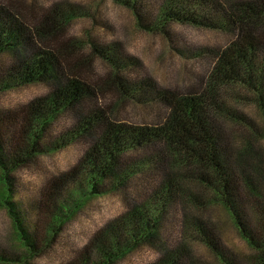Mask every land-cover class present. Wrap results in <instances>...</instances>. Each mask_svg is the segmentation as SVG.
<instances>
[{"label":"trees","instance_id":"trees-1","mask_svg":"<svg viewBox=\"0 0 264 264\" xmlns=\"http://www.w3.org/2000/svg\"><path fill=\"white\" fill-rule=\"evenodd\" d=\"M31 1L26 15L21 6L0 0V92L36 83L50 88L14 113L0 110V183L4 188L0 207L11 216L24 250L13 256L0 252V262L30 264V259L44 254L39 227L28 226L13 201L12 175L38 156L82 140L86 149L76 167L48 195L45 210L53 211L49 216L54 225L40 229L48 239L55 236L56 224L62 229L74 205L125 187L136 170L159 175V185L145 205L96 238L94 250L69 264H114L141 242L159 241L156 233L163 218L174 211L182 196L184 202L205 205L199 196L186 195L177 173L212 192V203L228 214L252 255L242 262L232 259L215 227L200 218L185 221L190 237L204 244L222 264H264V173L254 166L259 177H250L251 143L248 140L236 153L220 125V118L236 123L241 117L219 101L223 88H244L264 117V0H181L164 7L156 27L171 22L213 26L215 21L233 36L226 47L211 55L212 67L201 82L205 86L187 93L125 76L122 67L129 61L117 45L98 47L99 42L90 37V55L81 57L84 44L66 38L65 33L73 12L60 6L36 8L38 0ZM119 1L129 6L127 0ZM133 9L140 20L141 14ZM93 57L103 60L106 75L93 74ZM147 96L167 110L158 123L120 122L107 107L112 100L121 106L129 98L143 101ZM103 100L106 104L101 105ZM68 116L75 121L73 127L58 132L57 122ZM248 125L253 132L250 138L264 139V128ZM68 182L76 184L79 192L72 207L59 196ZM186 252L183 247L166 249L155 264H189Z\"/></svg>","mask_w":264,"mask_h":264},{"label":"rangeland","instance_id":"rangeland-1","mask_svg":"<svg viewBox=\"0 0 264 264\" xmlns=\"http://www.w3.org/2000/svg\"><path fill=\"white\" fill-rule=\"evenodd\" d=\"M8 1L21 6V10L26 15L29 14L31 0ZM175 1L181 2L127 0L129 6H126L119 0H38L36 8L60 6L73 12L65 33L66 38L84 44L81 57L90 55V37L99 42L98 47L117 45L120 54L129 61V65L122 67L125 76L128 75L132 79H149L159 88L187 93L205 86L201 82L207 78L212 67L211 55L226 47L233 36L215 21L213 26L211 23L196 25L192 22H171L162 28L156 27L155 23L164 7ZM133 7L141 14L140 20L136 17ZM102 63V59L93 57L91 67L94 75L104 76L108 73ZM49 91L50 88L43 83L7 89L0 92V110L14 113ZM222 91L219 101L241 117V120L234 123L227 118H220V125L229 136L236 153L242 150L249 140L253 154L248 157L252 167H248L247 171L251 178H258L254 166H260L259 169L264 173V139L260 136L257 139L250 138L253 132L248 122L262 130L264 117L244 88L226 87ZM100 103L104 105L106 101ZM116 103V100H112L107 107L113 110L116 120L124 123L155 124L167 111L160 101L152 96L144 97L143 101L129 98L121 106H115ZM74 122L71 116L63 117L57 122L56 130H70ZM85 149L82 140L69 141L62 149L38 156L27 167L12 175L13 201L20 207L28 226L39 227L40 243L44 245V254L30 259V264H69L86 257L94 250L93 243L96 238L102 237L104 231H110L112 227L120 225L137 206L145 205L158 190L159 175L153 176L146 170H136L125 187L107 190L103 195L96 197H87V200L77 207L78 205L73 204L79 198L78 186L68 182L62 187L59 196L61 194L60 198L65 201L66 206H73L74 209L63 223L62 229L56 224L55 236L48 239L40 232L46 225H54L49 216L53 212L50 210V202V212L45 210L48 195L59 187L61 178L69 175L76 167ZM177 176L186 195L199 196L205 205L196 206L188 201L184 202L186 198L182 196L184 201L181 200L174 211L163 218L156 233L159 241L152 239L150 242H141L114 264H155L163 257L166 249L181 247L187 251L189 264H222L204 244L190 237L191 230L185 227V221L195 218L215 227L232 259L242 262L252 255L248 244L229 221L228 214L219 205L212 203V192L204 190L193 181L183 179L180 173H177ZM66 180L68 181L69 177ZM3 189L0 183V194ZM0 252L10 256L24 253L14 230V222L4 207H0Z\"/></svg>","mask_w":264,"mask_h":264}]
</instances>
